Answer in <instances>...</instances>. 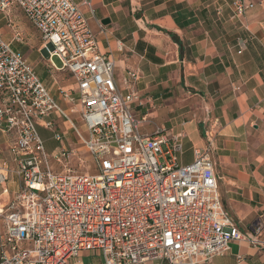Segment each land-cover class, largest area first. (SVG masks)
Here are the masks:
<instances>
[{
    "label": "built area",
    "instance_id": "obj_1",
    "mask_svg": "<svg viewBox=\"0 0 264 264\" xmlns=\"http://www.w3.org/2000/svg\"><path fill=\"white\" fill-rule=\"evenodd\" d=\"M232 2L233 17L251 7L248 0ZM82 7L94 11L91 0H0L12 38L0 31V130L13 136L10 159L0 155V264H64L82 250L99 251L104 264H198L224 254L234 241L264 244L263 216L245 232L225 212L211 140L194 146L192 162L181 164V133L167 135L161 127L141 133L131 109L139 101L134 85L140 72H125L123 93L113 79L114 60L98 50ZM12 10L38 33L49 66L75 81L58 89L69 112L13 48L24 37ZM52 114L67 120L96 174L78 172L85 160L76 147L46 152L36 122L53 130ZM54 140L62 141V134L55 132ZM51 159L61 166L58 174Z\"/></svg>",
    "mask_w": 264,
    "mask_h": 264
},
{
    "label": "crops",
    "instance_id": "obj_2",
    "mask_svg": "<svg viewBox=\"0 0 264 264\" xmlns=\"http://www.w3.org/2000/svg\"><path fill=\"white\" fill-rule=\"evenodd\" d=\"M232 1L91 0L93 13L85 7L82 10L98 50L114 60L113 79L123 93L127 92L122 84L125 72H140L134 85L139 101H134L131 109L132 116L141 120V133L153 135L157 127L167 135L181 133V164L192 162L194 146L203 147L211 140L222 205L236 226L246 232L257 217H264V0H248L251 7L239 17H233ZM5 22L0 15L2 34ZM239 40L245 41L242 47ZM120 43L122 50H118ZM12 46L23 53L56 101L69 112L71 105L58 89L75 86L70 74L51 68L48 59L39 56L40 43L35 48L30 42L14 41ZM75 114L74 119L80 121ZM57 117L52 114L50 119ZM62 136L49 154L63 144L76 147L82 158L89 156L74 134V138ZM12 140V134L0 130L2 157L10 159ZM77 162L75 157L68 164L75 167ZM9 178L11 185L15 177L11 174ZM64 264L104 261L99 251L82 250ZM141 264L170 263L153 260ZM198 264H264V244L234 241L224 254Z\"/></svg>",
    "mask_w": 264,
    "mask_h": 264
},
{
    "label": "rangeland",
    "instance_id": "obj_3",
    "mask_svg": "<svg viewBox=\"0 0 264 264\" xmlns=\"http://www.w3.org/2000/svg\"><path fill=\"white\" fill-rule=\"evenodd\" d=\"M14 15H16V18L14 17ZM11 16L14 19V22L18 25L19 31L22 32V36L24 37L23 39V43L24 42H30L32 46H34L35 48L39 45L40 43V37L38 35V33L34 30V28L30 25L29 22H27L24 18L23 15H21V13L17 10H12L11 12ZM6 21V20H5ZM6 23V22H5ZM2 23L3 24V34L5 36H7V38H9V36L11 37V32L7 26V23ZM39 56L43 59H47V57H44V55L39 52L38 53ZM43 55V56H42ZM53 63L55 64V66H60L61 62L58 59V57H53L52 58ZM71 117L77 120V114L74 113V115L72 114ZM58 119L54 120L53 119V130H50L46 127H43V122L37 121L36 122V127L38 129V133L39 136L41 138V140L43 142H45V147L48 153H50L53 149H55L59 143L57 141L54 140V133H60V134H66L67 137L69 136V138H74L73 136V132L71 127L69 126L67 120L62 117L61 115H58L57 117ZM77 124L80 123V121H76ZM85 160V164L83 166V169H80L78 172H86L88 171V173L90 174H96L97 170L94 168L93 162L91 161V159L88 157H84L83 158ZM51 170L52 172L58 174L61 170V166H59V164L56 163V161L54 159H51Z\"/></svg>",
    "mask_w": 264,
    "mask_h": 264
},
{
    "label": "trees",
    "instance_id": "obj_4",
    "mask_svg": "<svg viewBox=\"0 0 264 264\" xmlns=\"http://www.w3.org/2000/svg\"><path fill=\"white\" fill-rule=\"evenodd\" d=\"M16 50V49H15ZM18 51V50H17ZM20 52V51H19ZM22 53V52H21ZM23 54V53H22Z\"/></svg>",
    "mask_w": 264,
    "mask_h": 264
}]
</instances>
